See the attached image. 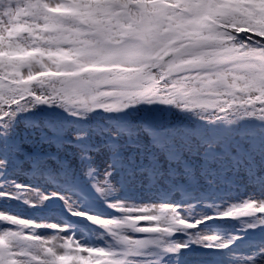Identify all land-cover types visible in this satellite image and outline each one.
<instances>
[{
	"label": "snow or ice",
	"instance_id": "6c2138e0",
	"mask_svg": "<svg viewBox=\"0 0 264 264\" xmlns=\"http://www.w3.org/2000/svg\"><path fill=\"white\" fill-rule=\"evenodd\" d=\"M0 264H264V0H0Z\"/></svg>",
	"mask_w": 264,
	"mask_h": 264
},
{
	"label": "rangeland",
	"instance_id": "374dc122",
	"mask_svg": "<svg viewBox=\"0 0 264 264\" xmlns=\"http://www.w3.org/2000/svg\"><path fill=\"white\" fill-rule=\"evenodd\" d=\"M37 114H38L37 115L38 119H42V120L49 121V122H63L65 125L64 130H63L64 136L66 138L71 137V132L73 128V120H72V117L69 116L67 113H65L62 109H59V108L52 109V108H48L47 106H41L39 109H37ZM140 118H141V114H137L136 116L131 117L133 121L140 119ZM119 119L121 122H123L125 118L120 117ZM168 119L173 123H186V124L189 123L185 121L184 117L180 116L179 114H175V113L170 114ZM116 120H117L116 117L106 116L103 113H101L99 115H92L88 122V125L89 127L96 128L98 130L99 128L111 127L116 122ZM90 139L94 140L96 138L92 137ZM53 150H55V145H52L49 148V151H53ZM69 155H74V154L70 152ZM103 163H104V157H100L98 159V164L103 165ZM73 171H74V178L72 179L71 182L63 185L64 189L75 193V195L79 197V202L82 204L83 207L100 206V201H98L95 198L94 192L91 190L90 185L82 176L80 169L74 167ZM24 178L33 179V177H30V176H26ZM36 179H42V178H36ZM49 186L55 187L58 185L49 184ZM80 191L82 193L86 191L88 195L90 196L89 200L84 199L83 196L80 194ZM61 204L62 202L55 204V205L46 204L44 208L46 210L50 208L59 209ZM17 210L20 211L22 210V208H17ZM28 214H32V213H28ZM55 214L59 215V211H57ZM217 225L218 226L216 227V230L218 232H225L228 230V227H229L228 225L220 223V222H217Z\"/></svg>",
	"mask_w": 264,
	"mask_h": 264
}]
</instances>
